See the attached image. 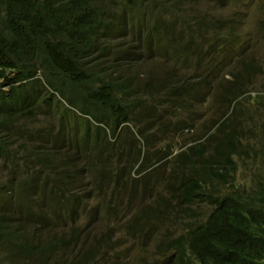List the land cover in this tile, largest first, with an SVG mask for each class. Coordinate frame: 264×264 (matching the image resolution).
Masks as SVG:
<instances>
[{"label":"trees","instance_id":"16d2710c","mask_svg":"<svg viewBox=\"0 0 264 264\" xmlns=\"http://www.w3.org/2000/svg\"><path fill=\"white\" fill-rule=\"evenodd\" d=\"M137 1L0 0V264H92L109 229L91 227L97 205L82 215L87 195L93 192L91 198L101 196L98 201L105 203L125 196L129 205L135 189L148 186L158 189V202L142 208L138 199L126 234L141 232L148 210L159 216L162 202L188 216L178 235L160 241L164 264H264V172L251 170L260 167L247 160L250 149L260 150L264 140L252 129L235 125L250 96L238 99L250 92L242 86L253 67L248 70V60L228 71L229 80L218 95L222 110L210 123L213 130L174 151L163 139L173 119L163 117L164 109L154 100L145 102L133 94L129 77H112L118 63L111 68L92 56L126 14L127 28L141 49L186 59L191 36L182 41L174 30L169 36L173 19H144L133 9ZM115 7L122 12L114 15ZM193 24L206 33L228 31L219 19L202 21L197 16ZM223 44L214 40L207 46V64ZM138 52H129L125 59L135 60ZM167 79L170 105L175 107L183 109L185 100L198 94L208 92L206 100L216 96L206 89L209 80L201 72L196 76L198 90L180 75ZM55 94L81 118L54 99ZM39 112L47 114L49 123L36 124ZM188 127L183 123L178 129L182 133ZM118 135L119 141L129 142L126 147L111 140ZM118 161L122 164L117 166ZM245 162L247 184L245 177L236 176ZM133 169L138 178L129 177ZM127 180L134 187L124 193ZM194 203L206 204L208 211L195 214ZM110 206H101V220L111 215Z\"/></svg>","mask_w":264,"mask_h":264},{"label":"rangeland","instance_id":"374dc122","mask_svg":"<svg viewBox=\"0 0 264 264\" xmlns=\"http://www.w3.org/2000/svg\"><path fill=\"white\" fill-rule=\"evenodd\" d=\"M136 8L140 14L143 13L144 19L158 17L164 22L173 19V27L168 32L169 36H171L172 30H174L175 36L181 37L182 41H186L189 35L191 36L190 54L185 56L186 59L178 60L175 57L160 55L157 49L151 52L141 49V45L135 39L134 34L127 28L126 14L123 22L120 21L117 26H112L113 31L111 34L103 39L105 41L101 44V51L97 50L92 56L95 62H100L106 66L110 64L111 68L118 63V69L111 72L112 77L117 74L121 75L122 78L129 77L131 82L129 87L133 94L138 93V97L145 102L154 100L159 110L164 109L163 117L173 119L175 124L171 125V131L163 136L165 142L168 141L174 148L173 150L178 151L191 144L202 132L208 129V132H211L213 127H210V123L222 110L218 95L222 92L226 80H229L228 71L233 69L234 66H242L243 62L248 60L250 63L248 70L252 67L253 69L247 74L242 87L247 88L250 92L245 93L238 99H242L245 95L250 96L243 102L242 111L237 114L235 125L241 130L252 129L257 137L261 134L259 139L263 142L264 0H155V2L138 0L133 6V9ZM121 12V8L118 7H115L112 11L114 15ZM197 16L202 21L213 19L224 21V26L228 31L221 33L220 29H215L219 33L216 34L214 29H209L210 33L203 32L199 30V25L195 27V24H193ZM161 32H163V29H161ZM228 32L234 33V36L227 34ZM211 33L216 34L215 39ZM214 40L217 44H224L217 50L213 59H210V64H207V58L211 51L207 46L209 44L214 45ZM200 47L202 48L200 49ZM138 50L139 54L133 56L135 60L125 59L130 53ZM195 50H200V53H196ZM116 56L119 60L115 62ZM198 56L201 57L199 60ZM180 62H183V64L181 65ZM109 71V69L105 72L103 70L99 71L98 77H102ZM199 72L205 80L206 77L209 80L206 85L209 87H206V89L210 92L213 91L216 96L212 97L210 95V98L206 100L207 92L204 95L198 94L197 99H184L187 106L183 109L170 105L172 103L171 96L165 83L168 80L167 77L173 74L175 77L180 75L182 80L187 81L188 86L198 90L201 86L196 82V76ZM133 75L134 80H132ZM105 79L107 82L111 80L107 77ZM147 83H149V86ZM142 95L146 97L143 98ZM153 95L154 98H152ZM54 99H59V97L55 94ZM59 101L63 106H66L63 99H59ZM53 106L55 108L54 104ZM169 106L172 108H169L170 112L168 113L167 108ZM67 108L75 117L81 118L82 115L76 108L71 106ZM46 120L47 114L37 113L36 124L42 125ZM238 120H241V122L236 123ZM48 121L46 123H49ZM182 121L188 123L190 127L183 129L181 133L182 129H178V127L183 124ZM131 129L134 131L133 127ZM185 138L187 143L183 145ZM112 139L114 143L119 141V135ZM126 139L129 141L128 138ZM261 140L255 139V142H261ZM128 143L120 140L119 146L126 147ZM158 145L160 144L156 142L154 147L157 148ZM248 159L256 162L254 165L260 167L258 170L257 167L251 166V170L254 169L259 172L263 170L264 172V144L260 150L251 148ZM121 164L122 161L117 162V166ZM243 165H249V162L242 164L236 176L239 178L245 177L244 183L247 184L248 169L244 168ZM129 177L138 178L139 175L133 169ZM84 179H87L86 176H84ZM87 186H90V184H87ZM129 187H134L131 181L127 180V182L122 183L124 193L129 191ZM92 194L93 192H90L87 195L88 200H86L87 205L85 207L81 204V213L84 216L86 211H89L90 206L97 205L98 211L91 227L101 230L109 229V236L101 242L96 255L93 257L92 264H164V242L160 243V241L178 235L181 230V223L188 218L185 213L178 214L174 211V208L166 207L165 203L162 202V210H159V216L152 210H148L149 215L143 219L141 232L130 233L129 236L126 234L125 226L129 216L139 209L137 208L139 204L137 200L141 201L142 208L152 207L155 202H158V189L152 186L147 188L137 187L132 193V200L129 205H126L127 199L125 196L115 202L105 203L98 201L101 196L91 198ZM82 195L86 196V194ZM97 201L99 203H96ZM104 205H111L108 209L111 215L105 220H101L100 210L101 206ZM192 206L196 209L195 214L200 216L208 211L206 204L197 205V203H194ZM53 228L60 231V226H54Z\"/></svg>","mask_w":264,"mask_h":264}]
</instances>
